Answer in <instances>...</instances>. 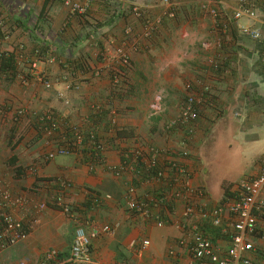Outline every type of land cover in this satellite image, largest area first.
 Wrapping results in <instances>:
<instances>
[{
  "label": "crops",
  "instance_id": "crops-1",
  "mask_svg": "<svg viewBox=\"0 0 264 264\" xmlns=\"http://www.w3.org/2000/svg\"><path fill=\"white\" fill-rule=\"evenodd\" d=\"M91 1L88 14L79 17L71 15L57 0H0V52L14 54L17 73L29 79L26 86L18 78L0 83V189L4 186L39 203L58 189L57 179L70 181V199L80 221L89 224L87 229L104 225L117 229L115 235L100 234L93 240V257L99 264H195L177 246L183 233L173 224L181 221L183 205L179 204L172 213L154 210L166 221L162 228L154 218L131 213L126 199L131 184L139 185L141 197L147 193L156 195L162 186L139 182L131 172L116 176L108 166L121 163L116 144L129 150L141 144L173 149L178 153L173 158L177 163L196 169L192 185L206 189L212 206L232 194L239 177L248 179L258 173L264 160V72L256 53L261 43L244 35L242 29L259 31L264 42V0H173L179 6L178 18L164 24L151 41V51L133 55L127 73L129 89L113 101L118 112L115 128L122 129L120 136L113 137L107 105L101 122L94 121L86 127L100 126L102 137L112 145L106 153L107 164L96 166L94 171L79 156L57 157L44 163L41 144L34 143L38 135L30 126L14 150L9 146L16 109H26L33 115L52 109L63 129L82 125L91 116L93 104L109 102V76L97 79L91 70L103 68L102 52H113L128 26L142 30L141 23L131 15V5L145 8L151 16L161 13L159 0ZM243 2L253 7L257 19L229 23L234 41L224 51L217 50L214 44L219 33L201 5H218L230 18ZM204 43H210L212 51L207 52ZM21 47L24 52H20ZM217 55L225 61L224 78L209 71L208 58ZM33 61L37 62V73L50 79L52 89L47 90L33 77ZM67 85H71L70 89ZM205 87L210 91L201 107L198 133L183 146V137L167 134L165 124L180 116L187 96ZM14 155L17 162L10 164ZM17 168L22 170L19 177ZM105 195H110L111 200H106ZM94 199L99 202L97 207ZM24 209L15 214L28 221L32 208L29 205ZM74 229L67 216L48 208L38 217L25 242L0 254V264H37L51 249L59 253L60 260L67 261ZM206 229L217 244L224 250L228 248L229 242L220 231L209 223ZM146 240L149 246L139 255ZM257 245L264 253V239ZM173 249L176 256L170 255Z\"/></svg>",
  "mask_w": 264,
  "mask_h": 264
},
{
  "label": "built area",
  "instance_id": "built-area-1",
  "mask_svg": "<svg viewBox=\"0 0 264 264\" xmlns=\"http://www.w3.org/2000/svg\"><path fill=\"white\" fill-rule=\"evenodd\" d=\"M57 1L61 2L71 15L79 17L86 16L92 6L91 0L82 3L76 0ZM157 6L161 13L156 16H151L145 8L139 5L130 6L131 15L141 23L142 30L138 31L128 26L115 50L102 52L103 68L92 69L90 73L97 79L104 75L109 76L111 99L106 103L93 104L91 116L85 118L82 125L60 128L59 118L52 109L36 115L23 108L15 110L12 123L17 128V134L23 135L26 126L33 128L41 144L44 163L51 162L57 157L85 158L88 154V166L91 171H94L96 166L107 164L106 153L112 145L102 137L100 126L95 125L91 129L86 127L104 117L107 105L110 110L109 120L114 126L113 137H117L120 129L115 128L118 112L113 101L129 89L127 73L132 67L133 55L151 51V41L160 33L164 24L167 21L176 20L179 16V6L173 0H159ZM201 10L213 20L214 30L219 33L214 48L221 51H224L229 47L228 44L234 41L231 38L229 23L242 19H257L256 11L246 2L241 3L230 18L222 12L218 5L211 7L203 3ZM242 32L261 43L256 53L264 72L262 34L251 28H243ZM4 35L8 38L6 33H3ZM203 48L207 52L212 51L210 43H204ZM20 52H24L23 47L20 48ZM19 54L22 56L21 53ZM5 55L7 54L0 52V58ZM208 66L210 73L214 76L224 78L227 75L222 56H210ZM31 71L33 77L47 90L52 89L50 79L43 73H37L36 61L31 63ZM15 78H18L22 85H28V76L20 75L12 70L0 71V83L12 81ZM65 79L66 76H64ZM70 87L71 85H67V89ZM209 91L210 88L205 87L187 96L180 116L165 124L167 134L183 137V146H186L187 142H192L198 133L201 107L205 102V94ZM1 114L5 115V112L1 111ZM33 120L35 123L31 124ZM116 145L119 146L118 150L122 160L119 166L107 165L110 172L116 176L131 172L139 182L144 180L162 186L156 195L147 193L141 197L138 194L139 185L131 184L126 198L127 207L131 213L149 220L154 218L158 227L162 228L166 225V221L162 215H155L154 210L161 208L172 213L176 211L179 204H182L181 221L173 224L183 233V238L177 246L184 249L195 264H264V253L257 245L258 240L264 239V160L256 175L239 183L231 195L212 206L208 203L206 189L192 185L196 169L177 163L173 159L174 156H178L175 150L142 144L129 150L120 147L119 144ZM56 185L58 189L46 201L39 203H32L28 196L17 194L9 188L0 191V254L25 242L38 223L41 213L48 208H53L62 212L74 224L70 258L62 261L58 257L59 253L51 249L37 264H99L93 257V240L100 234L115 235L117 229L111 225H104L100 228L93 226L90 230L87 229L89 224L86 225L80 221L75 205L70 199L73 192L72 183L59 178L56 180ZM104 198L111 200L110 195H105ZM94 204L97 207L98 200L94 199ZM29 205L33 212L30 220L17 217L15 211L25 210L24 208ZM207 223L212 229L220 231L227 239L229 246L226 250L210 237L206 229ZM148 246L149 241H143L139 255ZM175 254V249L170 251L171 256H176Z\"/></svg>",
  "mask_w": 264,
  "mask_h": 264
},
{
  "label": "trees",
  "instance_id": "trees-1",
  "mask_svg": "<svg viewBox=\"0 0 264 264\" xmlns=\"http://www.w3.org/2000/svg\"><path fill=\"white\" fill-rule=\"evenodd\" d=\"M17 62H16V57L14 54H7L5 56H2L0 58V71H7V70H12L14 72H17ZM100 121V118L99 120ZM122 130V129H121ZM121 130H118L117 132V136L119 135L120 136V132ZM11 131V135H10V142H9V146L11 147L12 150H14L18 145L19 143L23 140V137L24 135H18L17 134V128L15 126H12V128L10 129ZM15 136L19 137L18 139H16L15 143L12 142V139L14 138L15 139ZM85 159L87 160L88 162V154L85 156ZM12 163L15 164L17 162V157L16 155H14L12 158ZM16 174L21 176L22 174V170L19 168H17L16 170ZM228 189L226 190V194L228 195L229 193L227 192Z\"/></svg>",
  "mask_w": 264,
  "mask_h": 264
},
{
  "label": "rangeland",
  "instance_id": "rangeland-1",
  "mask_svg": "<svg viewBox=\"0 0 264 264\" xmlns=\"http://www.w3.org/2000/svg\"><path fill=\"white\" fill-rule=\"evenodd\" d=\"M26 129H27V126H26L25 129H24L25 132H23V135H24L25 133H27ZM26 135H27V134H25V136H26ZM15 138L18 139L19 137L15 136ZM38 141H39V138H38V139H35V140H34V143H36V142H38ZM32 144H33V143H32ZM29 146H31V143L29 144ZM26 149L28 150L29 147L27 146ZM40 149H41V148H40ZM41 151H42V149H41ZM8 159H9V158H8ZM221 161H222V160H220V163H222ZM9 163H10V164H13L11 159H10ZM11 172H12V170H10V174H11ZM5 174H8V171H5ZM5 176H6V175H5ZM17 177H19V175H18ZM245 179H246V177H239L238 180H237V182H238V183H241V182L244 181ZM226 185H227V184H226ZM3 187H4V186H2V188L0 189V191H2V190L4 189ZM225 187H226V186H225Z\"/></svg>",
  "mask_w": 264,
  "mask_h": 264
}]
</instances>
